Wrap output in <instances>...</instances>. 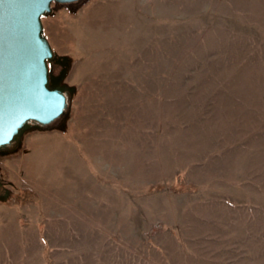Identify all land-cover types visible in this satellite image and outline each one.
<instances>
[{
    "label": "rangeland",
    "instance_id": "1",
    "mask_svg": "<svg viewBox=\"0 0 264 264\" xmlns=\"http://www.w3.org/2000/svg\"><path fill=\"white\" fill-rule=\"evenodd\" d=\"M74 3L42 17L68 114L0 152V264H264V0Z\"/></svg>",
    "mask_w": 264,
    "mask_h": 264
},
{
    "label": "water",
    "instance_id": "2",
    "mask_svg": "<svg viewBox=\"0 0 264 264\" xmlns=\"http://www.w3.org/2000/svg\"><path fill=\"white\" fill-rule=\"evenodd\" d=\"M77 1L0 0V152L25 131L49 128L66 118L72 89L61 83L65 68L51 72L56 56L42 17L54 3Z\"/></svg>",
    "mask_w": 264,
    "mask_h": 264
},
{
    "label": "flooded vegetation",
    "instance_id": "3",
    "mask_svg": "<svg viewBox=\"0 0 264 264\" xmlns=\"http://www.w3.org/2000/svg\"><path fill=\"white\" fill-rule=\"evenodd\" d=\"M65 60L60 57H56L51 61L50 68L52 74L56 75L58 72L64 68Z\"/></svg>",
    "mask_w": 264,
    "mask_h": 264
},
{
    "label": "trees",
    "instance_id": "4",
    "mask_svg": "<svg viewBox=\"0 0 264 264\" xmlns=\"http://www.w3.org/2000/svg\"><path fill=\"white\" fill-rule=\"evenodd\" d=\"M73 4H75V3H73ZM57 5H62V4H57ZM3 184L4 183H2V186H0V194H2L3 192H6L7 191Z\"/></svg>",
    "mask_w": 264,
    "mask_h": 264
},
{
    "label": "crops",
    "instance_id": "5",
    "mask_svg": "<svg viewBox=\"0 0 264 264\" xmlns=\"http://www.w3.org/2000/svg\"><path fill=\"white\" fill-rule=\"evenodd\" d=\"M46 35H47L46 37L48 38V40H50V37H49V35H48V34H46Z\"/></svg>",
    "mask_w": 264,
    "mask_h": 264
}]
</instances>
